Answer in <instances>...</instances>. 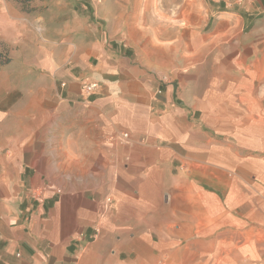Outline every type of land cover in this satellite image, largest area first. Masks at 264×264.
Masks as SVG:
<instances>
[{"label":"crops","instance_id":"0c3cea01","mask_svg":"<svg viewBox=\"0 0 264 264\" xmlns=\"http://www.w3.org/2000/svg\"><path fill=\"white\" fill-rule=\"evenodd\" d=\"M237 3L0 0V264H175L196 235L264 238V0ZM212 18L238 37L215 67Z\"/></svg>","mask_w":264,"mask_h":264},{"label":"rangeland","instance_id":"374dc122","mask_svg":"<svg viewBox=\"0 0 264 264\" xmlns=\"http://www.w3.org/2000/svg\"><path fill=\"white\" fill-rule=\"evenodd\" d=\"M238 2L237 4H243L245 0H231V2L234 4ZM184 0H175V5L183 3ZM215 18H212V21L207 28V31L205 32V37L208 38L211 42V57L212 59L211 64L213 67L216 66L217 63H222L225 59V57L232 53L230 51V48L228 49V43L227 41L230 39H236L238 37L229 36V34L225 33L221 29H217L216 22L214 20ZM219 22V20H218ZM56 132V133H55ZM50 135H59V129L53 128L52 133ZM111 135V134H110ZM109 134L105 136H110ZM53 144L51 145L53 150H59V140H53ZM113 196L106 195V203H112ZM98 226V225H97ZM99 227V226H98ZM257 237H260L259 239ZM180 243L179 247L186 246L189 248V253L185 254L183 250L176 249V251H179V253H175L171 259L172 261H175V264H236V259H240L239 256H236L235 254L229 255L230 252L236 250V246H240L242 244H245V247H248V244H254L255 250L257 253V258H253L252 253L244 254L243 256V264H259L264 263V238H261L260 236L255 235L254 238L251 239H244L243 241H236V240H226L220 241L217 240H206L201 239L200 236H195L194 239L187 240V241H177ZM221 243V245H220ZM211 246V249L214 251L213 254L206 253L207 250H209V246ZM223 249H221V247ZM181 249V248H180ZM122 259H125V256L121 257ZM254 259V261L252 260ZM166 260H164V264H166ZM132 264H135L134 262ZM154 264V263H153Z\"/></svg>","mask_w":264,"mask_h":264},{"label":"trees","instance_id":"16d2710c","mask_svg":"<svg viewBox=\"0 0 264 264\" xmlns=\"http://www.w3.org/2000/svg\"><path fill=\"white\" fill-rule=\"evenodd\" d=\"M19 5H21V7L23 8V10H25L26 12H32L33 9L31 8V3L33 2V0H15ZM0 62L2 64H7L10 62V59L7 57V55H4L3 53L0 52Z\"/></svg>","mask_w":264,"mask_h":264},{"label":"built area","instance_id":"2783aa9c","mask_svg":"<svg viewBox=\"0 0 264 264\" xmlns=\"http://www.w3.org/2000/svg\"><path fill=\"white\" fill-rule=\"evenodd\" d=\"M98 88L96 83H90L83 86V90L87 94H91L94 90ZM128 138L127 134L122 135V140H126Z\"/></svg>","mask_w":264,"mask_h":264}]
</instances>
